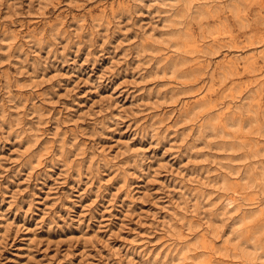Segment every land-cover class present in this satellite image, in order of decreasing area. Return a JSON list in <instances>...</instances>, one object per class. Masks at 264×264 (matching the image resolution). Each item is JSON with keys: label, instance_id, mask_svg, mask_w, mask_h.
Segmentation results:
<instances>
[{"label": "rangeland", "instance_id": "obj_1", "mask_svg": "<svg viewBox=\"0 0 264 264\" xmlns=\"http://www.w3.org/2000/svg\"><path fill=\"white\" fill-rule=\"evenodd\" d=\"M0 264H264V0H0Z\"/></svg>", "mask_w": 264, "mask_h": 264}, {"label": "bare ground", "instance_id": "obj_2", "mask_svg": "<svg viewBox=\"0 0 264 264\" xmlns=\"http://www.w3.org/2000/svg\"><path fill=\"white\" fill-rule=\"evenodd\" d=\"M227 202L226 203H229L230 201H231V199H228V200H226Z\"/></svg>", "mask_w": 264, "mask_h": 264}]
</instances>
